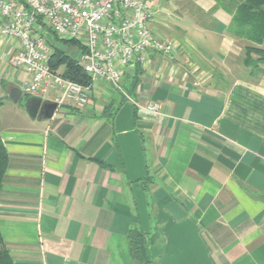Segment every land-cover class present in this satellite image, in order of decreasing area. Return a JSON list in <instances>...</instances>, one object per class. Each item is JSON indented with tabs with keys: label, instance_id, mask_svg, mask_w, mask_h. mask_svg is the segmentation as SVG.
<instances>
[{
	"label": "crops",
	"instance_id": "0c3cea01",
	"mask_svg": "<svg viewBox=\"0 0 264 264\" xmlns=\"http://www.w3.org/2000/svg\"><path fill=\"white\" fill-rule=\"evenodd\" d=\"M146 1L174 58L150 51L124 69L127 97L97 79L84 108L47 121L25 111L35 96L8 98L28 76L0 37V234L15 264H138L132 227L157 233L155 264H264V64L242 65L214 0ZM149 101L158 114L137 111Z\"/></svg>",
	"mask_w": 264,
	"mask_h": 264
},
{
	"label": "built area",
	"instance_id": "2783aa9c",
	"mask_svg": "<svg viewBox=\"0 0 264 264\" xmlns=\"http://www.w3.org/2000/svg\"><path fill=\"white\" fill-rule=\"evenodd\" d=\"M154 15L146 0H0V37L17 42L9 62L28 76L21 87L24 95L41 97L51 92L57 107L68 104L81 109L97 79L126 96L120 86L124 69L145 61L150 51L174 58L176 43L160 38L149 27ZM55 38L73 39L84 47L76 58L89 75V84L50 70ZM135 106L138 112L152 115L160 109L154 101Z\"/></svg>",
	"mask_w": 264,
	"mask_h": 264
},
{
	"label": "trees",
	"instance_id": "16d2710c",
	"mask_svg": "<svg viewBox=\"0 0 264 264\" xmlns=\"http://www.w3.org/2000/svg\"><path fill=\"white\" fill-rule=\"evenodd\" d=\"M215 8H221L230 14L231 19L227 27L228 33L240 43L243 50L242 65L251 70L264 64V0H214ZM57 40V42H56ZM51 43L52 54L49 59V68L61 75L83 85L90 83V77L78 65L77 58L69 54L64 44L75 45L78 51L84 47L73 39L55 38ZM59 67H63L58 72ZM134 77L125 88L133 92L137 85ZM1 103V101H0ZM8 154L0 138V187L7 166ZM101 166L107 165L98 161ZM157 233L145 234L138 227L128 230L127 238L129 253L138 264H155L149 257L148 244L152 243ZM0 264H15L9 249L0 234Z\"/></svg>",
	"mask_w": 264,
	"mask_h": 264
},
{
	"label": "water",
	"instance_id": "95a60500",
	"mask_svg": "<svg viewBox=\"0 0 264 264\" xmlns=\"http://www.w3.org/2000/svg\"><path fill=\"white\" fill-rule=\"evenodd\" d=\"M22 90L18 87H11L8 93V98L17 103ZM57 109V104L54 101L46 100L43 101L37 97H29L25 102V111L29 118L47 121L49 120Z\"/></svg>",
	"mask_w": 264,
	"mask_h": 264
},
{
	"label": "rangeland",
	"instance_id": "374dc122",
	"mask_svg": "<svg viewBox=\"0 0 264 264\" xmlns=\"http://www.w3.org/2000/svg\"><path fill=\"white\" fill-rule=\"evenodd\" d=\"M55 40V39H54ZM56 42H57V40H56ZM64 46H65V48H66V50H67V52L69 53V54H71L72 56H75V57H77V52H78V50H77V48H76V46L75 45H71V44H64ZM25 96H31V95H25ZM25 96H23V98H25ZM154 102H156V101H154Z\"/></svg>",
	"mask_w": 264,
	"mask_h": 264
}]
</instances>
